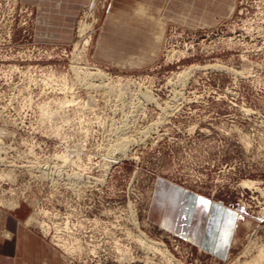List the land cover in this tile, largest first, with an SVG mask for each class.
Masks as SVG:
<instances>
[{"label":"rangeland","instance_id":"1","mask_svg":"<svg viewBox=\"0 0 264 264\" xmlns=\"http://www.w3.org/2000/svg\"><path fill=\"white\" fill-rule=\"evenodd\" d=\"M160 180L235 213L224 255L158 223ZM136 237L264 247V0H0V264H166Z\"/></svg>","mask_w":264,"mask_h":264},{"label":"crops","instance_id":"2","mask_svg":"<svg viewBox=\"0 0 264 264\" xmlns=\"http://www.w3.org/2000/svg\"><path fill=\"white\" fill-rule=\"evenodd\" d=\"M202 198L181 186L160 180L151 204L152 214L160 225L185 236L199 247L224 255L233 236L235 213L204 198L208 203L202 204ZM20 238L16 239L17 245Z\"/></svg>","mask_w":264,"mask_h":264},{"label":"bare ground","instance_id":"3","mask_svg":"<svg viewBox=\"0 0 264 264\" xmlns=\"http://www.w3.org/2000/svg\"><path fill=\"white\" fill-rule=\"evenodd\" d=\"M91 11V10H90ZM88 14V13H87ZM143 14V13H142ZM86 15V14H85ZM88 15H90V14H88ZM87 15V16H88ZM94 15V14H93ZM92 16V15H91ZM95 17V16H94ZM95 20V19H94ZM93 20V18H92V21H94ZM88 23H86V25H87ZM83 25H85L84 23H83ZM85 25V26H86ZM82 26V25H81ZM83 27V26H82ZM89 27H90V25H89ZM81 30V29H80ZM81 32H82V30H81ZM83 33V32H82ZM86 33V32H85ZM85 37V36H84ZM86 38V37H85ZM89 38V37H88ZM82 42V41H81ZM87 42H88V40L86 39L85 41H84V44H82V45H85V46H87L86 44H87ZM89 43V42H88ZM77 44V43H76ZM212 66H215V65H212ZM218 66V65H217ZM220 66V65H219ZM195 66H191L190 67V69L191 68H194ZM95 69V70H94ZM93 70L94 71H89V70H84L83 71V75H85V76H87V75H101V74H103L102 73V71H101V69L99 70V69H97V68H94ZM77 71V70H76ZM187 72H189V69L188 70H183V71H181L180 73H179V75H182V76H184V75H186L187 74ZM64 101V100H63ZM67 101H69L68 99H67ZM60 102V101H59ZM62 102V101H61ZM61 102H60V104H61ZM64 103V102H63ZM69 103V102H68ZM67 103V104H68ZM62 105V104H61ZM64 105V104H63ZM121 141V140H120ZM119 141V143H117V147L119 148V149H121V146L123 147V142H120ZM123 149V148H122ZM77 173V172H76ZM74 176H76V177H82V175L81 174H75ZM80 177V178H81ZM71 178V177H70ZM77 179V178H76ZM74 180H75V178H74ZM73 181V180H72ZM87 181V180H86ZM80 182H82V181H80ZM84 182V181H83ZM82 182V183H83ZM78 183H79V181H78ZM77 183V184H78ZM241 183V185L242 186H244V187H251V186H253L254 185V183L255 182H253L252 180H243L242 182H240ZM5 204H7V203H5ZM4 204V205H5ZM8 205L9 206H11V207H14L16 204H14V205H12L11 203H8ZM156 207V206H155ZM158 207V206H157ZM157 209V208H156ZM216 210V209H215ZM214 212V214L216 213L215 211H213ZM157 213V212H156ZM216 214H218L219 215V213H216ZM156 215V214H155ZM36 220V222H37V219H35ZM33 218H32V216H31V214L27 217L26 216V218L24 219V221H23V224L24 225H29V224H32V222L33 221H35ZM40 224H42L41 225V227L43 228V231L44 232H47L48 230H47V226L45 227V225L43 224V222L41 221V222H39ZM6 235H8L9 236V232H7V231H5L4 232ZM205 233H206V231H205ZM47 234V233H46ZM7 236V237H8ZM207 237H208V235H207ZM235 237V236H234ZM52 238H54V239H56V242H58L59 243V246H61L63 249H65V250H68V252H73V251H80L81 250V247L79 246V245H76V246H73V245H71V247L69 248L68 246H67V242L64 240V239H62V237L61 236H58L57 234H55V236H53ZM233 240H234V238H233ZM136 241H137V243L140 245V246H142V248H144V249H146V250H152V251H156L157 253H159L160 254V258L158 259V261H160L161 259L166 263V264H176V261L172 258V256H170V254H168L167 252H166V250L164 249V248H162L161 247V244L160 243H158V242H155V241H153V240H145V239H143V238H139V237H136ZM251 242V241H250ZM58 243H56V244H58ZM210 243V242H209ZM234 243V242H233ZM207 244V243H206ZM251 244V243H250ZM251 245H253V244H251ZM120 246H121V244H120ZM119 245H117L116 246V248H117V251H118V255H117V258L119 259V260H127V261H129V260H133L134 258H135V256H132V253L130 252V250L128 249V248H125V247H120ZM123 246V245H122ZM264 246V245H263ZM254 247V246H253ZM250 248H252V247H250ZM249 248V244H248V247L246 248V252H247V249H250ZM251 251H252V249H250ZM250 251V252H251ZM71 252V253H72ZM81 252V251H80ZM249 252V251H248ZM254 252H255V250H254ZM244 254H245V251L243 252ZM69 254V253H68ZM247 254V253H246ZM248 255V254H247ZM246 256V255H245ZM248 259L249 260H247V262H246V260L244 261V263L246 262V264H264V247H262V246H260V247H257L256 248V252L255 253H253V255L249 258L248 257ZM144 261H148L149 263L151 262L152 263V259L148 256V255H145L144 256ZM154 263V262H153Z\"/></svg>","mask_w":264,"mask_h":264},{"label":"snow or ice","instance_id":"4","mask_svg":"<svg viewBox=\"0 0 264 264\" xmlns=\"http://www.w3.org/2000/svg\"><path fill=\"white\" fill-rule=\"evenodd\" d=\"M201 203H202V204H207L208 201H206V200H204V199L202 198V199H201Z\"/></svg>","mask_w":264,"mask_h":264}]
</instances>
